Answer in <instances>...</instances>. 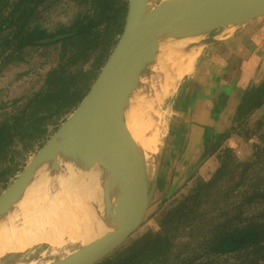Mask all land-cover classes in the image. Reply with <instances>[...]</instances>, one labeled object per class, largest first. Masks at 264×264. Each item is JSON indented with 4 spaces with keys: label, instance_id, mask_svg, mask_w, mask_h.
<instances>
[{
    "label": "water",
    "instance_id": "obj_1",
    "mask_svg": "<svg viewBox=\"0 0 264 264\" xmlns=\"http://www.w3.org/2000/svg\"><path fill=\"white\" fill-rule=\"evenodd\" d=\"M260 17H264V0H129L124 32L87 96L0 195V200L5 199L11 191L27 185L35 172L55 157L62 143L66 148L57 156L63 157L64 163H71L87 147L108 155L110 169L121 186L115 210L98 214L86 237L64 247L60 257L42 264H98L122 247L143 223L158 190L160 160L155 146L146 150L133 136L131 116L138 113L133 97L145 82L148 66L156 67L157 56L165 49L159 41L197 40L203 48L220 40V36H211L214 32L225 30L232 35ZM66 36L42 42L53 43ZM144 135L152 139L150 129ZM105 196L110 199V195ZM20 254L13 252L12 259Z\"/></svg>",
    "mask_w": 264,
    "mask_h": 264
},
{
    "label": "rangeland",
    "instance_id": "obj_2",
    "mask_svg": "<svg viewBox=\"0 0 264 264\" xmlns=\"http://www.w3.org/2000/svg\"><path fill=\"white\" fill-rule=\"evenodd\" d=\"M92 13L93 8L86 0H51L48 8L40 12L39 23L46 30L54 33L59 28L68 29L72 27L79 17L92 15ZM177 41L182 46L180 49H176L177 65L183 67L185 60L191 53L197 51L195 65L199 52L203 49L200 41L184 39ZM72 52L70 46L65 53L62 43L32 47L25 50L21 61L3 68L0 73V123L20 115L31 98L47 88L49 73L60 64H67V59ZM166 53L167 49L161 50V58L160 56L157 57L160 58L158 62L164 60L163 55ZM97 55L98 52L94 53L91 61L87 64L78 63L71 66L70 69L79 67L84 70L92 69ZM189 73L180 77L163 104L164 110H168L169 114L166 128L155 132L159 143V149H156V153L160 160L158 190L143 223L133 232L127 242L136 240L149 231H158L160 221L170 209L176 207L190 194L197 181L199 179L208 181L220 168L221 156L228 150L231 151L233 160H235L232 170L235 165H239L236 173L227 183L222 184L221 187L217 186V188L220 187V194H213L208 201H205L201 205L202 210L192 222L185 220L178 225L175 232L172 231L169 234L173 244L172 251L170 250L172 255H168L169 260L163 264H264V258L255 259L252 263H242V261H246V254L243 252L217 258L210 253L208 246L212 227L222 219L233 222V225L236 226L246 224L249 220L256 222L264 220V122H262L264 121V107L257 113H253L254 115L251 114L246 119L247 124L241 130H238L241 123L233 121L230 127L222 133L213 134L211 137V132H207L208 137L204 140V144L198 148L199 155L194 157L192 161H188L186 160L190 157L188 155L194 154L195 151L187 153L185 157L182 156L186 151H183L182 142L180 140L175 141L174 138L178 131L180 119L173 114L172 106L181 82ZM74 111L60 118L47 119L45 121L47 132L43 133L44 135L40 138L27 136L23 140L22 138L15 139L8 149L5 160L0 164V171L11 166L14 170L13 183ZM49 112L43 108L39 115L43 114V116L48 117ZM32 122L33 118H30L26 123L30 127V130L28 128L29 133L34 129ZM33 134H36L35 130ZM225 134H228V137L222 139ZM200 161L203 162L202 165L189 178L192 169ZM245 167L248 168L246 179L243 185L236 187L240 173ZM6 189L3 190L0 185L1 194ZM253 193H257L258 197L250 203L247 198ZM62 240L66 243L65 247L71 246L66 237ZM29 249L30 252L26 255L25 264L48 263L60 257L66 248L56 252L52 251L50 243L45 238L41 244ZM151 264L155 263L152 262Z\"/></svg>",
    "mask_w": 264,
    "mask_h": 264
},
{
    "label": "trees",
    "instance_id": "obj_3",
    "mask_svg": "<svg viewBox=\"0 0 264 264\" xmlns=\"http://www.w3.org/2000/svg\"><path fill=\"white\" fill-rule=\"evenodd\" d=\"M93 8L92 15L79 17L72 27L59 28L51 33L39 23V14L48 8L51 0H0V73L6 66L21 61L25 50L50 43L42 41L58 35H67L58 41L64 52L71 46L73 52L67 64L59 65L49 73L47 88L35 94L24 111L13 118L0 123V164L5 160L9 147L15 139L25 137H42L47 132L46 120L60 118L78 108L87 96L100 71L119 42L126 25L129 0H86ZM52 44V43H51ZM98 52L92 69L82 67L70 69L81 63L87 64L92 55ZM264 105V81L257 87L249 89L238 106L232 120L240 122L244 116L260 109ZM45 108L49 116L39 115ZM33 118V130L30 131L28 120ZM262 121V120H260ZM264 122V121H262ZM247 120L241 123V130ZM29 128V130H28ZM36 132L34 135L33 132ZM228 137L225 134L222 139ZM220 168L208 181L199 179L190 194L176 207L170 209L160 221L158 231H149L136 240L126 242L109 257L98 264H151L166 263L171 256L173 244L169 234L176 231L185 220L192 222L202 210L203 203L220 194L219 188L233 178L239 165L235 163L231 151L221 156ZM248 168L242 170L236 187L243 185ZM14 178L11 166L0 171V185L5 190ZM217 186H220L217 188ZM1 194V193H0ZM258 197L253 193L247 198L252 202ZM263 197V196H262ZM209 251L219 258L231 254H246V261L264 258V220L251 221L246 224L233 225L226 219L214 224L208 238ZM177 258V257H176Z\"/></svg>",
    "mask_w": 264,
    "mask_h": 264
},
{
    "label": "bare ground",
    "instance_id": "obj_4",
    "mask_svg": "<svg viewBox=\"0 0 264 264\" xmlns=\"http://www.w3.org/2000/svg\"><path fill=\"white\" fill-rule=\"evenodd\" d=\"M150 7L154 9L155 5L151 3ZM169 42H175L172 45L176 46L167 45ZM161 43L167 45L164 60H156L157 68L148 66L144 85L133 97L138 113L131 116V129L146 150L154 146L159 149L155 132L166 128L169 114L163 104L180 77L191 72L198 54L193 51L180 67L175 57L176 49L182 47L179 41L168 39L158 45ZM149 129L150 140L144 135ZM64 148L66 144L62 143L55 157L44 163L27 185L0 200V264L11 260L13 252L22 254L10 264H25L29 248L41 244L45 238L52 251L63 250L64 237L69 243H77L87 236L98 214L115 210L121 186L110 169L108 155L87 147L71 163L69 160L64 163L63 157L57 156L64 153Z\"/></svg>",
    "mask_w": 264,
    "mask_h": 264
},
{
    "label": "crops",
    "instance_id": "obj_5",
    "mask_svg": "<svg viewBox=\"0 0 264 264\" xmlns=\"http://www.w3.org/2000/svg\"><path fill=\"white\" fill-rule=\"evenodd\" d=\"M211 36H220V40L199 50L198 60L181 82L172 106L180 119L174 138L182 142L186 151L182 156L195 151L188 155V161L199 155L207 132L212 137L230 127L244 94L264 81V17L232 35L219 30Z\"/></svg>",
    "mask_w": 264,
    "mask_h": 264
},
{
    "label": "flooded vegetation",
    "instance_id": "obj_6",
    "mask_svg": "<svg viewBox=\"0 0 264 264\" xmlns=\"http://www.w3.org/2000/svg\"><path fill=\"white\" fill-rule=\"evenodd\" d=\"M59 41V40H58ZM58 41H56V42H53L52 44H55V43H58ZM48 44V43H47ZM51 44V43H50ZM43 46H45V45H43Z\"/></svg>",
    "mask_w": 264,
    "mask_h": 264
}]
</instances>
